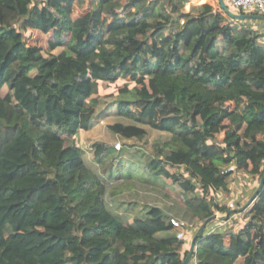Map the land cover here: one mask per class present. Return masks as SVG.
<instances>
[{"label": "trees", "instance_id": "1", "mask_svg": "<svg viewBox=\"0 0 264 264\" xmlns=\"http://www.w3.org/2000/svg\"><path fill=\"white\" fill-rule=\"evenodd\" d=\"M84 1L0 0V264H182L198 233L188 264H264V186L238 213L214 198L236 172L256 179L250 198L264 173V20L184 12L189 0H92L74 14ZM126 78L110 96L135 124L108 128L168 138L151 150L99 143L94 170L75 136L99 84ZM137 188L174 201L131 218L110 209L108 194ZM217 208L228 216L216 223ZM171 219L196 223L193 234L178 239Z\"/></svg>", "mask_w": 264, "mask_h": 264}, {"label": "rangeland", "instance_id": "2", "mask_svg": "<svg viewBox=\"0 0 264 264\" xmlns=\"http://www.w3.org/2000/svg\"><path fill=\"white\" fill-rule=\"evenodd\" d=\"M91 3L92 0H85L84 2H75L73 6V13L76 15H81L90 11ZM191 4L194 3L189 1L186 4V7L183 9V11L184 12L188 11ZM199 4H207L209 7H212L220 12L219 0H213V2L211 3L201 1ZM222 14L225 17H227L228 20L234 22V20H231L225 13L222 12ZM24 35L28 45L37 44L39 46H42L44 37L40 31L34 29H28L27 31H25ZM124 84H129L130 86L133 85V83L128 78L119 79L116 82L108 85L99 84L98 96L100 101L95 107L96 112L94 118L91 121V125L88 130H80L75 136V142L77 146H79L84 152V159L86 161V164L94 170H98V167L93 157V151L95 150V147L99 143L110 144L113 145L114 147L116 144H119L121 148L122 146L125 145L128 146L141 145L146 149L151 150L152 142H154L155 140H164L168 138L167 134L158 132L145 124L140 125L147 131V137L143 141H138L136 139H130V140L122 139L111 132V130L108 128V126L111 124L114 123L135 124V122L132 119L125 118L118 112L117 104L114 101L115 97L110 96L112 93H115L116 90L121 86H123ZM6 92L7 90L4 88V90H2V94L4 95ZM132 109L133 107H131V110ZM232 121L235 122L236 119L233 118ZM219 136L221 138L223 134H220ZM61 149H62V142H54L50 145L49 157L51 158V161H53V159L58 155V152ZM123 160H124L123 162H126L127 158L124 157ZM255 183H256V179L252 178L249 174L243 172H236L232 174V176L230 177L229 191L219 192L217 194H214V198L216 199L219 206L221 207L224 206L225 208L229 209V211L240 210L249 200L248 196L244 194V189L246 188V190L247 189L251 190L250 187L251 184H255ZM239 198H241V205L236 206L235 202ZM173 201L167 200L159 192L158 193L150 192L143 190L141 188H137L136 190H134V193L129 191H124L122 193H116L115 195L112 194L107 195V202L109 203L110 209L114 212H119L124 216H129V218H131L133 215L137 213L144 211L145 208L144 206L146 204H150V203L158 204L168 208L169 206L172 205ZM228 215L219 212L217 208V211L215 213L216 218L213 220H216L217 223L218 220L227 218ZM180 221L186 224L183 237L192 235L193 234L192 228L193 227L195 228L196 223H194L193 221H188L186 219H181ZM242 222H243L242 219L238 220L237 225L239 226ZM193 237L194 236H192V238ZM192 238L189 241V248ZM223 241L225 245H228V241H229L228 236H225ZM73 247L74 245L72 244L69 245L67 248L68 250H72ZM241 263H242V257H240L237 260V264H241Z\"/></svg>", "mask_w": 264, "mask_h": 264}, {"label": "built area", "instance_id": "3", "mask_svg": "<svg viewBox=\"0 0 264 264\" xmlns=\"http://www.w3.org/2000/svg\"><path fill=\"white\" fill-rule=\"evenodd\" d=\"M224 3L235 13L264 16V0H224ZM222 12L223 11L220 8V13L222 14ZM115 148L120 149V145L116 144ZM170 221L171 224L178 230L177 238L182 239L186 224L178 219H171Z\"/></svg>", "mask_w": 264, "mask_h": 264}, {"label": "water", "instance_id": "4", "mask_svg": "<svg viewBox=\"0 0 264 264\" xmlns=\"http://www.w3.org/2000/svg\"><path fill=\"white\" fill-rule=\"evenodd\" d=\"M219 6H220L221 10L231 20H248V19H263L264 20V16H261V15L235 13L228 8V6L224 3V0H219ZM263 186H264V173H263V176L260 180L259 187H258L257 191L249 198V200L243 206V208H241L240 210H230V211H228V214L238 213L240 211H243L246 206H248L251 202H253L255 200L256 196L258 195L259 191L262 189ZM215 218H216V216L214 215L210 218V220L215 219ZM198 235H199V233L196 234L192 238L189 251H188V253H187L182 264H188L189 260L191 259L192 255L194 254V252H195V241H196Z\"/></svg>", "mask_w": 264, "mask_h": 264}, {"label": "crops", "instance_id": "5", "mask_svg": "<svg viewBox=\"0 0 264 264\" xmlns=\"http://www.w3.org/2000/svg\"><path fill=\"white\" fill-rule=\"evenodd\" d=\"M190 2L194 3V4H199L201 1L202 2H210L209 0H189ZM211 3V2H210ZM222 225V224H221Z\"/></svg>", "mask_w": 264, "mask_h": 264}]
</instances>
